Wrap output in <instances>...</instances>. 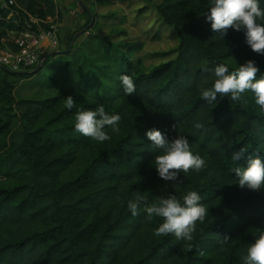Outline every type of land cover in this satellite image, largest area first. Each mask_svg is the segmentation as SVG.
Returning a JSON list of instances; mask_svg holds the SVG:
<instances>
[{"label": "trees", "instance_id": "trees-1", "mask_svg": "<svg viewBox=\"0 0 264 264\" xmlns=\"http://www.w3.org/2000/svg\"><path fill=\"white\" fill-rule=\"evenodd\" d=\"M90 1L98 10L132 0ZM142 1L176 40L173 50L156 54L172 58L149 70L137 57L143 42L100 36L97 18L117 17L90 8L81 11L92 25L80 50L50 56L28 72L0 67V264H244L248 246L264 232V185L241 188L233 171L246 167L248 156L264 161V111L250 91L235 102L218 93L212 104L200 95L213 86L219 64L232 71L253 60L256 78H264V55L251 51L243 31L229 29L221 37L211 30V0ZM15 2L40 19L57 12L54 0ZM0 14L1 46L24 21L20 11L8 21L7 11ZM124 24L122 18L117 26ZM125 74L135 83L132 95H125ZM32 77L53 95L16 100L18 83ZM69 95L76 102L71 110ZM100 105L121 117L119 133L106 126L111 139L102 143L74 128L78 109ZM151 129L169 140L187 137L205 167L181 172L178 181L162 180L155 169L161 151L145 136ZM243 147L244 158L234 162L232 154ZM189 191L209 209L193 238L154 235L163 220L143 209L161 195L183 203ZM130 200L141 201L135 216Z\"/></svg>", "mask_w": 264, "mask_h": 264}, {"label": "clouds", "instance_id": "clouds-1", "mask_svg": "<svg viewBox=\"0 0 264 264\" xmlns=\"http://www.w3.org/2000/svg\"><path fill=\"white\" fill-rule=\"evenodd\" d=\"M206 19L211 22V30L221 37L229 29L243 31L251 51L264 55V10L259 0H211ZM259 71L253 60H246L232 71L227 64H219L214 69L216 79L213 86L202 89L200 95L208 104H212L216 102L218 93L230 96L235 102L241 99L242 94L250 91L256 105L264 111V78H256ZM120 80L126 96L135 93L136 87L131 76L121 75ZM65 106L69 110L76 106L72 95L66 97ZM120 120L119 114L108 115L104 106L100 105L95 110L78 109L74 128L78 133L102 143L111 139L105 131L106 126L113 133H119ZM145 136L161 151L155 157V169L162 180L178 181L181 172L187 173L190 169L199 171L205 167L204 158L192 152L187 137L178 135L169 140L157 129L146 131ZM246 152L247 149L243 147L233 153L231 159L238 162ZM233 171L241 188L259 191L264 185V161L259 155L248 156L247 166H237ZM140 203V200L128 201L127 207L133 216L139 214ZM143 211L149 217L158 216L163 220L154 235L173 234L178 240L189 241L196 231L197 222L203 223L209 215V209L201 202V196L196 191L187 192L183 196V203L173 194L158 196ZM227 240L229 237H223V241ZM243 260L244 264H264V232H260L258 238L248 246Z\"/></svg>", "mask_w": 264, "mask_h": 264}, {"label": "rangeland", "instance_id": "rangeland-1", "mask_svg": "<svg viewBox=\"0 0 264 264\" xmlns=\"http://www.w3.org/2000/svg\"><path fill=\"white\" fill-rule=\"evenodd\" d=\"M81 4L98 16L115 14L116 20L98 17L95 30H99L100 36H107L114 42L139 41L143 42V50L137 55L140 57L147 70L161 63L170 60L172 57H159L156 54L166 53L173 50L176 40L170 28L163 25L157 17L153 7L145 9L142 0H132L131 2L115 4L109 8L96 9L90 0H80ZM156 1L155 4H158ZM56 10L60 17L61 27L59 28L60 51L74 52L80 50L84 41L91 34L89 27L92 23L87 20V16L81 11L82 8L78 0H56ZM144 10L143 12H141ZM125 18V24L117 26L120 19ZM124 30L126 35H115V32ZM68 46V47H67ZM58 55H61L58 54ZM37 77L21 81L15 88L14 97L20 99H44L53 95L54 91L41 88L36 83Z\"/></svg>", "mask_w": 264, "mask_h": 264}, {"label": "built area", "instance_id": "built-area-1", "mask_svg": "<svg viewBox=\"0 0 264 264\" xmlns=\"http://www.w3.org/2000/svg\"><path fill=\"white\" fill-rule=\"evenodd\" d=\"M0 10L8 12L7 21L20 11L24 21L19 31H8L1 40V68L12 73L40 69L50 54L60 51L58 12L53 17L40 19L22 10L15 0H0Z\"/></svg>", "mask_w": 264, "mask_h": 264}, {"label": "water", "instance_id": "water-1", "mask_svg": "<svg viewBox=\"0 0 264 264\" xmlns=\"http://www.w3.org/2000/svg\"><path fill=\"white\" fill-rule=\"evenodd\" d=\"M78 3L80 4V6H81L82 9H87V8H85V7L81 4L80 0H78ZM87 10H88V9H87ZM60 53H62V52H55V53H53V54H50L49 57H50V56H53V55L60 54ZM37 69H39V68H37ZM8 72H9V71H8ZM10 73H12V72H10Z\"/></svg>", "mask_w": 264, "mask_h": 264}]
</instances>
